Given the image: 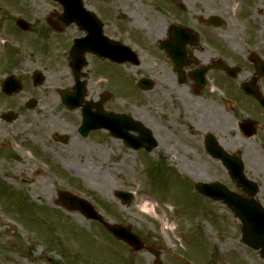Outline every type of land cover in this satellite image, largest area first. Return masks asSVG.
Here are the masks:
<instances>
[{
    "label": "flooded vegetation",
    "instance_id": "obj_1",
    "mask_svg": "<svg viewBox=\"0 0 264 264\" xmlns=\"http://www.w3.org/2000/svg\"><path fill=\"white\" fill-rule=\"evenodd\" d=\"M231 1L83 0L84 9L74 13L79 19L69 21L60 5L59 11L37 15L32 2L14 0L9 27L15 30L12 25L21 16L31 23V29L22 33L55 35L68 72L48 85L46 77L36 85L37 68L20 69L34 65L33 54L28 57L19 48L3 46L0 119L5 120V113L15 112L18 120L25 113L38 112L45 141L41 137L31 141L37 122L24 120L27 127L19 137H27L20 145L56 161L57 169L65 161L97 162L103 142L118 141L129 148L127 136L133 135L146 143L142 128L152 131L162 163L170 165L177 160L174 153L182 149L201 159L204 154L212 157L207 145L226 152L235 148L232 154L242 158L237 136L244 140L264 134V0H236L234 15L229 12ZM88 35L92 44L86 41ZM77 41L78 63L83 66L75 70ZM10 67L13 70L5 73L14 75L21 89L7 93L3 74ZM83 86L84 91H77ZM78 94L81 101L66 99ZM148 99L156 104L154 111ZM106 121L108 128H92L94 122ZM136 123L141 131L132 130ZM12 139L4 137L0 125L1 155ZM260 141L264 143V136ZM165 172L174 170L169 166ZM160 258L164 264H177L162 250Z\"/></svg>",
    "mask_w": 264,
    "mask_h": 264
},
{
    "label": "rangeland",
    "instance_id": "obj_2",
    "mask_svg": "<svg viewBox=\"0 0 264 264\" xmlns=\"http://www.w3.org/2000/svg\"><path fill=\"white\" fill-rule=\"evenodd\" d=\"M20 1L32 2L37 15L59 10L50 0ZM230 4L229 12L234 15L237 1L232 0ZM14 11L12 0H0V49L9 45V49L25 51L28 57L33 54L34 65L25 64L20 69H41L46 75V85L55 76L67 73V62L59 57L60 40L53 34L35 38L34 34L26 37L19 32L17 35L7 26ZM12 70L6 68L4 73ZM148 101L154 111L156 104ZM41 118L38 112L31 111L11 122L0 119L4 137L13 136L11 145L0 154V264H150V253H133L101 224L79 211L65 209L60 192L66 189L88 197L111 221L131 225L148 245L160 248L163 254L169 257L175 256L174 252L185 254L187 264H264L260 255L243 243L241 224L234 212L223 202L201 196L187 180L220 181L238 191L219 161L205 154L201 159L197 153L194 157L183 149L176 151L177 160L170 164L176 173L191 175L184 179L163 172L157 160L158 149L146 156L112 140L99 146L97 162L63 160V171L59 172L56 161L49 162L36 151H27L20 145L21 138L27 137H19L27 127L24 120L37 122L36 135L30 140L35 142L41 137L45 141ZM262 136L259 132L253 139L242 140L237 136L235 140L243 151L247 176L260 185L257 197L264 205ZM234 150L229 152L232 154ZM25 165L27 169L20 172ZM37 168H42L46 175L33 173ZM30 176L34 186L21 180ZM119 189L133 192L135 200L124 205L114 196ZM145 198L156 204L149 213L139 207Z\"/></svg>",
    "mask_w": 264,
    "mask_h": 264
},
{
    "label": "water",
    "instance_id": "obj_3",
    "mask_svg": "<svg viewBox=\"0 0 264 264\" xmlns=\"http://www.w3.org/2000/svg\"><path fill=\"white\" fill-rule=\"evenodd\" d=\"M77 2H80V0ZM68 3L70 2L68 1ZM18 23L21 27L28 28L23 20H19ZM80 91H83V89H80ZM79 97L81 99V95L78 94L75 96H69L67 99L72 98L77 101ZM99 111L102 110L100 109ZM100 115L102 114L100 113ZM153 147V145L148 146L147 149L152 150ZM231 171L232 173L238 172V169L232 167ZM236 177L239 180L242 179L239 174L235 175V178ZM215 186L216 184L214 183H199L198 189L205 194H209V196L215 200H222L227 203L242 223L243 241L250 247L260 250L262 257L264 258V208L254 197L257 192L256 189L253 188V190L248 193L250 198L246 199L229 191L227 188L214 189ZM211 191H214V193H210ZM116 195L122 198L125 204L131 203L134 198L133 194L124 191H116ZM63 201L66 208L70 211L80 210L88 218L102 222L108 231L113 233L118 239L123 240L130 245L134 251H140L144 248L141 238L136 235L129 226L111 223L105 219L87 199L81 198L70 192H65Z\"/></svg>",
    "mask_w": 264,
    "mask_h": 264
},
{
    "label": "bare ground",
    "instance_id": "obj_4",
    "mask_svg": "<svg viewBox=\"0 0 264 264\" xmlns=\"http://www.w3.org/2000/svg\"><path fill=\"white\" fill-rule=\"evenodd\" d=\"M27 165L23 166L20 170V172L22 171H25L27 168H26ZM33 173H38V174H43V175H46L44 170L42 168H37V169H34V172ZM17 175L20 174V173H16ZM49 177V176H48ZM47 177V178H48ZM46 178V177H44ZM46 178V180H47ZM23 182L27 183V184H31V185H35V183L33 182V176H30L29 178H23ZM140 209L144 212H150V211H153L155 208H156V204L153 200L149 199V198H145L143 199L142 203L139 205ZM166 226L168 225V222L165 223ZM168 227V226H167Z\"/></svg>",
    "mask_w": 264,
    "mask_h": 264
}]
</instances>
